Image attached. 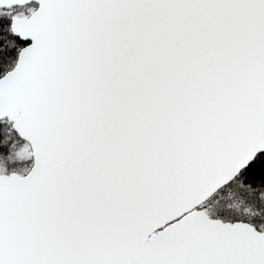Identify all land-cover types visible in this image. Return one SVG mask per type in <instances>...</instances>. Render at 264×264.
I'll return each mask as SVG.
<instances>
[{
  "label": "snow or ice",
  "instance_id": "obj_1",
  "mask_svg": "<svg viewBox=\"0 0 264 264\" xmlns=\"http://www.w3.org/2000/svg\"><path fill=\"white\" fill-rule=\"evenodd\" d=\"M0 264H264V0H0Z\"/></svg>",
  "mask_w": 264,
  "mask_h": 264
}]
</instances>
